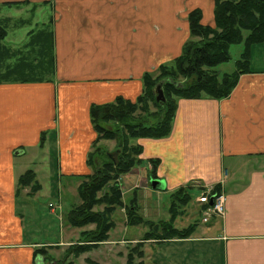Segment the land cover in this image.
Listing matches in <instances>:
<instances>
[{
    "label": "crops",
    "instance_id": "obj_1",
    "mask_svg": "<svg viewBox=\"0 0 264 264\" xmlns=\"http://www.w3.org/2000/svg\"><path fill=\"white\" fill-rule=\"evenodd\" d=\"M20 1L30 4L4 5ZM154 1L165 2L164 9L173 3L176 8L163 11L152 7L149 11ZM44 2L48 4L36 9L32 6ZM4 6L16 8L17 16L27 12L22 8L32 12L30 19L18 17L17 22L26 26L21 43L28 41L26 46L38 51L34 70L47 37L54 64L53 73L42 81L0 83V264L13 259L15 264H35V248L48 247L52 255L60 249L49 247L62 250L72 240L67 235V240L58 239L54 244L24 242L23 219L17 213L22 191L16 196L17 179L23 173L15 171V157L28 150L38 152L36 162L50 181L48 195L61 208L66 193L61 185L79 184L75 177L91 173L86 162L97 134L90 121V107L119 97L135 102L143 92V75L180 55L189 38L190 11L200 9L202 23L213 25L214 0H0V26L7 31L5 25L14 17L1 11ZM46 9L49 15L41 23ZM163 18L170 20L164 22ZM150 19L158 23L148 25ZM37 27L42 30L34 33ZM7 49L13 51L4 49L0 54L15 56L18 51L22 59L20 48ZM250 55L248 69L239 74L226 98L178 99L170 134L162 139L137 140L142 147V164L121 178L123 197L132 196L124 203L136 199L141 213L140 202L148 195L142 192L153 189L151 159L158 161L154 180L164 183L163 190L154 192H163L170 199L180 188L187 189L189 195L195 190L202 192L200 197L214 195V191L222 194L224 215L211 218L209 222H213L204 232H214L208 239L223 249L224 264H264V42L252 46ZM43 132L47 136L40 148ZM98 145L112 152L116 142L103 140ZM53 148L57 158H53ZM18 151L21 154L15 155ZM41 151L48 157L42 158ZM40 187L32 198L42 192ZM26 190L24 194L31 196ZM145 206L146 217L140 214L146 220L159 217L157 206L147 200ZM53 207L49 208L55 214ZM197 228L188 239L148 244L182 245L205 239L194 238ZM176 258L177 264H184L187 254H177Z\"/></svg>",
    "mask_w": 264,
    "mask_h": 264
},
{
    "label": "trees",
    "instance_id": "obj_2",
    "mask_svg": "<svg viewBox=\"0 0 264 264\" xmlns=\"http://www.w3.org/2000/svg\"><path fill=\"white\" fill-rule=\"evenodd\" d=\"M29 4V1L4 3L6 6ZM47 4L48 2H44L32 6L36 9ZM202 19L200 9L188 13L189 38L183 44L180 55L143 75V92L135 102L119 97L111 103L90 107V121L97 134L86 162L91 173L74 178L79 182L76 189L79 203L68 211L66 222L75 229L87 225H94L95 229L81 232L77 244L65 249L64 260L71 254L78 256L107 241L109 232L114 227L111 217L118 208L124 209L128 227L140 226L147 229L142 239L128 250L125 264H135L136 260H139L138 264H145V243L188 239L196 230V223L183 229L173 227L179 208L186 206L191 199L187 189L180 188L171 195L170 219L155 224L140 214L136 199L128 204L122 202L118 181L142 164L139 158L142 147L135 143L137 140L162 139L170 134L178 99L226 98L235 87L239 74L248 69L251 47L264 42V0H214L213 25L203 24ZM244 32L247 33L245 37ZM6 36V29L0 26V53L4 50ZM233 45L243 46L235 63L236 69L233 73L219 76L213 68L229 61V50ZM43 57L42 52L41 58ZM53 67V59L49 58L46 68L51 74ZM16 71L9 69V72H3L0 83L44 80L43 77L28 79L25 74L12 76ZM158 86L163 93L164 102H157L155 99L154 91ZM151 108L155 112H151ZM46 136V132L41 134L40 148L43 147ZM103 140L115 141V150L105 151L98 145ZM148 162L152 166L150 179H157V159ZM25 188H29L31 196L41 189L31 169L18 177L16 196ZM213 193L219 194L217 191ZM99 207H102L101 210H97ZM47 250L48 247L45 246L35 248L33 261L40 257L43 260L41 264H49L53 257Z\"/></svg>",
    "mask_w": 264,
    "mask_h": 264
},
{
    "label": "rangeland",
    "instance_id": "obj_3",
    "mask_svg": "<svg viewBox=\"0 0 264 264\" xmlns=\"http://www.w3.org/2000/svg\"><path fill=\"white\" fill-rule=\"evenodd\" d=\"M150 4V2H149ZM149 11L156 9V10H174L176 5H173L170 8L164 9L166 6L165 2L163 1H154L152 2ZM29 13L22 12L19 16H17L16 8H7L4 6L2 8V12L9 11V13H13V22L5 25L7 28V37L3 42V49L8 51L10 49H18L20 48V52L22 54V59L18 58L17 54L18 51H15V56L12 54L4 53L0 54V70L3 72H9V69H17L16 72L12 73V76H18L17 74L27 75L26 78L34 79V78H48L50 76V71L47 70L46 66L49 62L50 56V40L47 37L46 42L44 43V57L38 59L39 66L33 68L35 64L34 58L38 55V51H35L34 46L29 47L26 46L28 41L21 43L23 39H21V35H23V31L26 29V26H21L17 21L18 17L30 19L32 12L30 8H22ZM37 12V11H36ZM169 13L171 11H168ZM34 13V12H33ZM45 16L40 19V22H46V17L49 15V11L45 10ZM152 20L157 19H150L148 21V25H152L153 23L158 22H151ZM169 18H163L164 22L169 21ZM162 23V21L160 22ZM34 28V27H33ZM42 28L37 27L34 29V33ZM246 32L243 33L244 37L246 36ZM21 43V44H20ZM6 47V48H5ZM40 48V46H39ZM243 50L242 45H233L230 47L229 55L230 59L228 62L218 65L213 68L219 76L223 75L224 73H231L235 71V63L239 59V56ZM40 54V52H39ZM25 57V58H23ZM26 61V63H24ZM47 64V65H46ZM30 66V69L25 70L24 66ZM4 73L0 74L2 77ZM20 77V76H19ZM13 79L14 77H9ZM23 79V77H20ZM151 112H155L153 108H151ZM110 145V142L107 143ZM102 148L104 147L101 145ZM109 147V146H108ZM104 149V148H103ZM53 158H57L56 152L54 148L52 150ZM41 157H48L46 151H41ZM38 159V152L28 150L23 155L15 157V165L14 169L17 173H24L26 170H33L35 172V168L38 172V183L42 186V192L39 194L38 197L32 198V196H26L24 193V189H22L21 194L17 198V213L23 219V228H24V242L25 243H40V244H54L56 240H67V237L64 236H71L69 237L72 241L66 247L68 248L70 245L77 244L79 234L83 231H92L95 229L94 225L85 226L84 228L75 229L68 226L66 222V215L68 211L75 205H77L78 198L76 189L78 184L67 182L61 185L65 188L66 193L64 196V201L62 203V207L60 209L57 208L56 202L57 200L54 197H50L48 195L49 184L50 181L47 179L45 171L40 167V163L36 162ZM47 170V168H45ZM57 172V171H56ZM122 179L118 181V185L120 186L121 194H122V202L124 203L126 200L132 197L130 195H125L123 197L122 193ZM77 185V186H76ZM61 186L59 185V190H61ZM26 191H29V188ZM155 190H147V192H142V195H146L145 199H140V206L143 208V216L145 215V208H146V200L152 206H157L159 208V217H155L154 220L151 222L155 224H159L160 220L166 222L170 219V213L168 212V208L171 202V199L167 194L163 192H154ZM202 192L193 191L190 192L191 199L189 203L179 208V213L176 216V220L174 222V228L176 229H183L191 224L196 223L198 228L195 233L194 238H205V239H196L195 242L191 243H184L180 244H148L145 243L144 246V263L145 264H153L152 260H156L157 264H177L175 260H177V254H187V258L184 264H224V257L225 253L223 249L220 248L218 242L211 241L210 237H213L214 232L209 231L205 234L208 228H210L213 221H210L208 224L202 223V217L200 216L199 212V205L197 199L200 197ZM102 194V193H101ZM100 195V194H99ZM50 205H54L56 210L55 214L52 213L51 209L49 208ZM102 207H99L97 210H101ZM95 210V208H94ZM150 219V218H149ZM112 222L114 223V227L109 232V238L107 241L102 242L96 246V248L91 249L87 252L79 254L78 256H73L72 254L63 259L65 254V247H57L60 251H54L53 254H49L52 256L53 260L49 264H125L126 263V255L128 250H130L138 241L142 239V235L147 230L146 228L135 226V227H128L126 225V216L125 211L123 208H118L115 213L111 217ZM159 222H158V221ZM161 224V223H160ZM62 234V237L60 235ZM204 232V233H203ZM173 241V240H172ZM184 245V246H183ZM55 247L50 248L52 250L57 249ZM65 248V249H64ZM188 248V249H186ZM64 249V250H63ZM187 250V251H185ZM62 251V252H61ZM42 258H37L35 263L41 264ZM89 261V262H87ZM1 264H15L16 260L8 262L7 260H1ZM139 260L135 261V264H138Z\"/></svg>",
    "mask_w": 264,
    "mask_h": 264
},
{
    "label": "built area",
    "instance_id": "obj_4",
    "mask_svg": "<svg viewBox=\"0 0 264 264\" xmlns=\"http://www.w3.org/2000/svg\"><path fill=\"white\" fill-rule=\"evenodd\" d=\"M211 198H212L211 200L212 204H210ZM224 201H225V197L222 194H214V195L203 194L199 198V203L203 207L201 210L202 222L207 223L213 217L223 216ZM49 207H53V205H49ZM58 209L60 208L58 207Z\"/></svg>",
    "mask_w": 264,
    "mask_h": 264
},
{
    "label": "water",
    "instance_id": "obj_5",
    "mask_svg": "<svg viewBox=\"0 0 264 264\" xmlns=\"http://www.w3.org/2000/svg\"><path fill=\"white\" fill-rule=\"evenodd\" d=\"M154 94L156 95V101L157 102H164V97H163V93L161 91L160 86L157 87V89L154 91ZM21 152H15V155H20ZM150 185L152 186L153 189L155 190H163L164 189V183L163 181H159V180H152L150 181ZM212 198L210 199V204H212Z\"/></svg>",
    "mask_w": 264,
    "mask_h": 264
}]
</instances>
